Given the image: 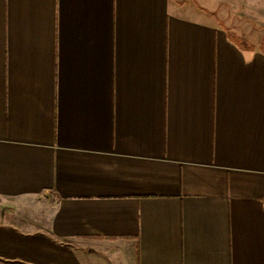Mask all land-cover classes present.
<instances>
[{
	"label": "crops",
	"instance_id": "0c3cea01",
	"mask_svg": "<svg viewBox=\"0 0 264 264\" xmlns=\"http://www.w3.org/2000/svg\"><path fill=\"white\" fill-rule=\"evenodd\" d=\"M250 31L176 0H0V264H264Z\"/></svg>",
	"mask_w": 264,
	"mask_h": 264
},
{
	"label": "rangeland",
	"instance_id": "374dc122",
	"mask_svg": "<svg viewBox=\"0 0 264 264\" xmlns=\"http://www.w3.org/2000/svg\"><path fill=\"white\" fill-rule=\"evenodd\" d=\"M179 6L200 12L221 25H233L241 31L251 30V34L264 36V12H247L248 7L258 4L262 7L264 0H176ZM263 27H260V26ZM243 37L248 35L242 33Z\"/></svg>",
	"mask_w": 264,
	"mask_h": 264
}]
</instances>
